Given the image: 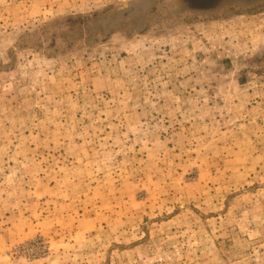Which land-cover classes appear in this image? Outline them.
<instances>
[{
    "label": "rangeland",
    "instance_id": "rangeland-1",
    "mask_svg": "<svg viewBox=\"0 0 264 264\" xmlns=\"http://www.w3.org/2000/svg\"><path fill=\"white\" fill-rule=\"evenodd\" d=\"M0 264H264V0H0Z\"/></svg>",
    "mask_w": 264,
    "mask_h": 264
}]
</instances>
